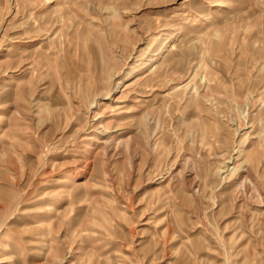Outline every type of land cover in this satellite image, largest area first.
I'll return each mask as SVG.
<instances>
[{"label":"rangeland","instance_id":"obj_1","mask_svg":"<svg viewBox=\"0 0 264 264\" xmlns=\"http://www.w3.org/2000/svg\"><path fill=\"white\" fill-rule=\"evenodd\" d=\"M0 264H264V0H0Z\"/></svg>","mask_w":264,"mask_h":264},{"label":"bare ground","instance_id":"obj_2","mask_svg":"<svg viewBox=\"0 0 264 264\" xmlns=\"http://www.w3.org/2000/svg\"><path fill=\"white\" fill-rule=\"evenodd\" d=\"M82 185H83V182H78V181H75L74 182V187H76V188H79V187H82ZM5 250V249H4ZM13 250V249H12ZM9 254V253H8Z\"/></svg>","mask_w":264,"mask_h":264}]
</instances>
